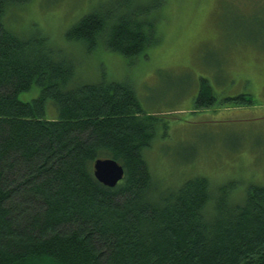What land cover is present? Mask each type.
Returning a JSON list of instances; mask_svg holds the SVG:
<instances>
[{
	"label": "trees",
	"instance_id": "trees-1",
	"mask_svg": "<svg viewBox=\"0 0 264 264\" xmlns=\"http://www.w3.org/2000/svg\"><path fill=\"white\" fill-rule=\"evenodd\" d=\"M31 1L0 0V264H264V184L158 188L145 158L158 116L127 82L76 84L71 58L9 28L8 10ZM136 1L83 16L67 39L147 55L162 1ZM249 97L219 99L203 79L195 109ZM99 158L124 167L117 186L97 180Z\"/></svg>",
	"mask_w": 264,
	"mask_h": 264
},
{
	"label": "rangeland",
	"instance_id": "rangeland-1",
	"mask_svg": "<svg viewBox=\"0 0 264 264\" xmlns=\"http://www.w3.org/2000/svg\"><path fill=\"white\" fill-rule=\"evenodd\" d=\"M158 1L162 39L132 61L101 45L69 41L67 33L101 7L136 0H33L8 10L6 22L71 58L76 84L105 78L135 88L145 114L159 118L145 152L158 188L177 189L192 176L214 185L240 181L242 193L264 184V0ZM203 79L219 99L246 93L252 103L196 110Z\"/></svg>",
	"mask_w": 264,
	"mask_h": 264
},
{
	"label": "water",
	"instance_id": "water-1",
	"mask_svg": "<svg viewBox=\"0 0 264 264\" xmlns=\"http://www.w3.org/2000/svg\"><path fill=\"white\" fill-rule=\"evenodd\" d=\"M93 166L97 180L108 187L117 186L124 178V167L113 158H99Z\"/></svg>",
	"mask_w": 264,
	"mask_h": 264
},
{
	"label": "bare ground",
	"instance_id": "bare-ground-1",
	"mask_svg": "<svg viewBox=\"0 0 264 264\" xmlns=\"http://www.w3.org/2000/svg\"><path fill=\"white\" fill-rule=\"evenodd\" d=\"M195 181V180H194Z\"/></svg>",
	"mask_w": 264,
	"mask_h": 264
}]
</instances>
